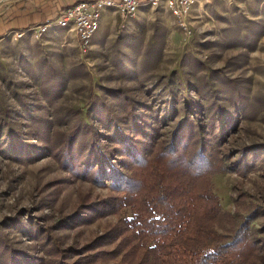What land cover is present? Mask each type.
Wrapping results in <instances>:
<instances>
[{
	"label": "trees",
	"instance_id": "trees-1",
	"mask_svg": "<svg viewBox=\"0 0 264 264\" xmlns=\"http://www.w3.org/2000/svg\"><path fill=\"white\" fill-rule=\"evenodd\" d=\"M228 27L226 31L236 33ZM237 29L234 41L248 40L249 28ZM256 32L262 35L264 29ZM48 69L43 76L50 80L41 92L52 104L64 87L58 88V74L49 75ZM165 78L163 94L143 83L149 101L122 88L109 89L113 104L89 91L83 114L82 108L55 106L45 116L34 112L20 94L29 133L38 142H30L6 111L1 114L0 139L6 133V141H0V152L6 158L29 164L52 157L67 173L66 180L88 181L107 193H80L72 210L51 226L30 215L11 218L10 226L35 240L40 255L15 248L0 228V264L116 259L123 264H264V221L253 224L264 216V203L245 205L241 193L234 202L243 206L225 210L212 181L228 172L246 176L256 169L260 155L246 144L235 153L227 146L237 119L218 101L204 102L184 80L176 86L171 76ZM242 107L236 104V110ZM109 215L115 221L81 246L64 245L53 233Z\"/></svg>",
	"mask_w": 264,
	"mask_h": 264
},
{
	"label": "rangeland",
	"instance_id": "rangeland-1",
	"mask_svg": "<svg viewBox=\"0 0 264 264\" xmlns=\"http://www.w3.org/2000/svg\"><path fill=\"white\" fill-rule=\"evenodd\" d=\"M18 1L25 0H0V15L6 5ZM110 12V8L102 11L100 22L103 18L108 20L97 30L86 51L79 48L74 31L55 24L39 38H4L0 42V119L6 111L10 122L30 142H38L29 133V121L18 99L20 94L34 112L45 116L55 106L82 108L83 114L89 91L113 104L116 103L109 89L122 88L138 100L149 101L143 83L163 94L165 77L171 76L176 86L177 80L182 79L194 89L190 91L194 97L202 94L204 102L218 101L237 119L227 142L233 153L246 144L261 157L256 169L246 176L228 172L213 177V187L223 208L232 212L241 208L243 205L237 207L234 202L241 193L245 205L264 203V32H256L264 29V0H212L196 4L189 19L190 36L178 28L164 7L144 8L122 29L118 27V17ZM228 26L236 33L237 28L248 27V40L234 41L237 35L226 31ZM49 66V75L55 72L60 78L57 77L61 81L58 88L64 87L59 98L51 99L52 104L45 101L41 92L50 80L44 77ZM237 103L243 106L242 111L236 110ZM5 134L1 133V143L6 141ZM67 177L52 157L21 164L0 152V222L6 221L0 228L15 248L39 254L35 240L10 226L11 218L30 215L51 226L72 210L80 193L91 197L107 193L88 181L66 180ZM113 221L115 217L109 215L88 225L53 233L60 236L64 245L81 246ZM263 221L261 216L253 224L258 227ZM90 264L123 263L116 259Z\"/></svg>",
	"mask_w": 264,
	"mask_h": 264
},
{
	"label": "built area",
	"instance_id": "built-area-1",
	"mask_svg": "<svg viewBox=\"0 0 264 264\" xmlns=\"http://www.w3.org/2000/svg\"><path fill=\"white\" fill-rule=\"evenodd\" d=\"M210 1L212 0H78L59 8L54 21L46 19L43 22L28 25L25 29H11L0 40L6 37H9L10 40H20L25 36L39 38L52 24H55L74 31L79 48L86 51L91 46L92 39L99 29L101 13L107 8L116 14L119 28L122 29L142 9L164 7L175 19L178 28L186 36H190L192 30L189 19L194 5Z\"/></svg>",
	"mask_w": 264,
	"mask_h": 264
},
{
	"label": "crops",
	"instance_id": "crops-1",
	"mask_svg": "<svg viewBox=\"0 0 264 264\" xmlns=\"http://www.w3.org/2000/svg\"><path fill=\"white\" fill-rule=\"evenodd\" d=\"M76 1L78 0H25L10 3L5 6V10L0 15V38L6 36V33L11 29H23L28 25L43 22L46 19L54 21L59 8ZM110 13L116 15L114 12ZM107 20L108 18L101 19L99 28L106 25Z\"/></svg>",
	"mask_w": 264,
	"mask_h": 264
}]
</instances>
